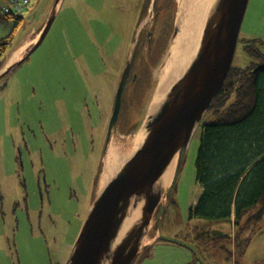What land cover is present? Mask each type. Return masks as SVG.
<instances>
[{
  "label": "rangeland",
  "instance_id": "rangeland-1",
  "mask_svg": "<svg viewBox=\"0 0 264 264\" xmlns=\"http://www.w3.org/2000/svg\"><path fill=\"white\" fill-rule=\"evenodd\" d=\"M176 5L177 0H60L41 44L0 79V264H65L97 195L124 64L134 54L108 145L116 152L125 143L117 154L125 161L149 114L153 74L166 57ZM53 6L54 0H29L15 15L21 21L0 63L34 39ZM14 23L0 20V39ZM250 40L264 54V0H248L231 66L258 62L244 50ZM213 119L207 110L193 130L169 200L163 194V212L153 214L146 236L157 231L197 245L206 264H264V221L241 250L230 219L189 215L201 192L195 179L200 133ZM215 233L226 237L213 242L208 237ZM131 264L201 263L187 248L157 239Z\"/></svg>",
  "mask_w": 264,
  "mask_h": 264
},
{
  "label": "water",
  "instance_id": "water-1",
  "mask_svg": "<svg viewBox=\"0 0 264 264\" xmlns=\"http://www.w3.org/2000/svg\"><path fill=\"white\" fill-rule=\"evenodd\" d=\"M59 1L54 0L50 15L24 55L6 68L0 69V79L28 58L41 44L54 20ZM247 3L248 0L211 2L205 12L199 43L192 60L182 76L170 86L158 109L152 114L148 112L149 114L145 115L142 122L145 133L142 143L122 163L105 186L100 188L98 185L96 198L65 264H131L137 253L144 248L141 241L146 236L156 209L158 216L163 212L161 198L164 194V201L167 202L169 199L193 130L220 92L226 79ZM177 8L178 3L176 11ZM173 23L166 57L170 55V44L180 32L176 16ZM140 29L142 30L141 27ZM138 34L139 32L134 45ZM148 35L150 32L147 37ZM131 55L124 64L115 92L112 113L106 129L105 154L120 110L121 94L130 70ZM174 158L176 164L172 179L163 193V187L158 188L155 185ZM139 204L141 209L138 219L112 247L128 209L136 208ZM156 239L187 248L196 261L206 264L195 245L161 235H157Z\"/></svg>",
  "mask_w": 264,
  "mask_h": 264
},
{
  "label": "trees",
  "instance_id": "trees-1",
  "mask_svg": "<svg viewBox=\"0 0 264 264\" xmlns=\"http://www.w3.org/2000/svg\"><path fill=\"white\" fill-rule=\"evenodd\" d=\"M5 19L17 23L0 39V55L21 21L12 14L0 15V20ZM244 50L258 62L244 69L231 66L207 109L214 119L202 126L195 159V179L201 192L189 209L194 218L230 219L234 245L241 250L264 221V54L256 40L246 41ZM224 237L215 233L208 238L217 242Z\"/></svg>",
  "mask_w": 264,
  "mask_h": 264
},
{
  "label": "bare ground",
  "instance_id": "bare-ground-1",
  "mask_svg": "<svg viewBox=\"0 0 264 264\" xmlns=\"http://www.w3.org/2000/svg\"><path fill=\"white\" fill-rule=\"evenodd\" d=\"M212 1L213 0H177L178 8L176 13V23H179L180 32L170 44V55L164 58L162 64L153 74L156 86L148 105V112L150 114L158 109L170 86L182 76L192 60L199 43L205 12ZM201 7H203L202 12H200ZM19 53L20 50L14 51L11 59H15ZM144 135L145 133L143 129L135 135L133 138L132 152L142 143ZM109 145L103 160V168L99 180L100 188L107 184L124 162V158L118 157L117 154L118 152H121L119 150H121L126 144H118L119 146L117 148L115 147L116 152L111 149ZM175 164L176 158L173 159L163 175L157 181L155 185L156 187H164L166 184L170 183ZM140 209V204L136 208L128 209L112 247L121 240L131 224L138 219Z\"/></svg>",
  "mask_w": 264,
  "mask_h": 264
},
{
  "label": "crops",
  "instance_id": "crops-1",
  "mask_svg": "<svg viewBox=\"0 0 264 264\" xmlns=\"http://www.w3.org/2000/svg\"><path fill=\"white\" fill-rule=\"evenodd\" d=\"M57 10H59V3H58V5H57V7H56V11H55V15H56V13H57ZM41 14H42V12H41ZM41 14H39V15H41ZM41 28L42 27H40L39 29H37V32L35 33V35H34V39H32L31 41H26V40H24L20 45H18L17 46V48L15 49V50H13L12 51V53L7 57V59L4 61V63H3V66H2V68L1 69H4V68H6L7 66H9L10 64H12L13 62H15V61H17V60H19L23 55L22 54H20L21 52L23 53V51H25V50H27L28 48H29V46L35 41V39L37 38V36H38V34H39V32H40V30H41ZM18 50H20V53L17 55V57L15 58V59H11V57H12V54L14 53V51H18ZM26 52V51H25ZM24 52V53H25ZM22 55V56H21ZM98 189V188H97ZM157 235H158V233H157V231L153 234V236L152 237H150V238H148V241H147V243L144 245V247L145 246H147V245H149V244H151L152 242H154L155 241V239H156V237H157Z\"/></svg>",
  "mask_w": 264,
  "mask_h": 264
},
{
  "label": "built area",
  "instance_id": "built-area-1",
  "mask_svg": "<svg viewBox=\"0 0 264 264\" xmlns=\"http://www.w3.org/2000/svg\"><path fill=\"white\" fill-rule=\"evenodd\" d=\"M28 3L29 0H0V15H17Z\"/></svg>",
  "mask_w": 264,
  "mask_h": 264
}]
</instances>
